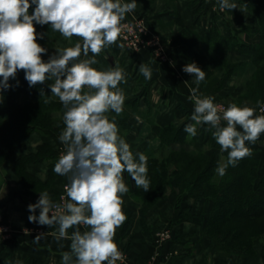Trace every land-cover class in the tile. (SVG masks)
Masks as SVG:
<instances>
[{
  "label": "clouds",
  "instance_id": "1",
  "mask_svg": "<svg viewBox=\"0 0 264 264\" xmlns=\"http://www.w3.org/2000/svg\"><path fill=\"white\" fill-rule=\"evenodd\" d=\"M136 8L137 0H0V103L3 92L12 87L9 79H15L18 70H23L29 87L54 80L49 85L51 96L58 97L64 108L65 127L58 137L64 150L53 172L67 177L66 197H61L62 204H56L45 190L39 193L36 203L27 206L31 213L29 222L50 229L56 227L51 234L58 242L71 241L70 251L61 253V264L122 261L124 254L114 238L127 220L123 195L129 188L123 173L130 175L137 188L150 191L148 157L143 152L133 153L131 145L119 135L116 122V116L124 110L125 94L119 85L127 83V73L118 62L108 70L92 67L99 63L96 57L106 48L117 45L124 49L123 43L117 44L122 29L127 27L121 22ZM219 9L233 10L237 5L219 0ZM34 22L50 25L71 46L56 47L55 54L44 61L42 54H47L48 49L37 39L48 33H38ZM73 37L79 38L74 45ZM182 71L193 76L196 84L190 88L188 97L194 102L190 117L194 123L185 124L183 131L195 137L198 125L209 126L205 131H211L221 151L228 153L227 162L216 169L223 176L229 165L235 167L239 160L252 154L246 142L255 144L264 133V114L256 115V108L235 102L225 108L214 103V96L199 95V85L205 80L206 72L196 62L187 63ZM139 73L146 80L152 78V69L146 64L139 65ZM41 96H45L43 91ZM256 104L264 113V104L259 100ZM110 112L116 116L110 119ZM222 121L226 126H221ZM81 225L89 230L81 232ZM70 228L75 229L71 235ZM3 231L0 228V234ZM24 231L28 233L27 229ZM46 234H38L33 242L38 244Z\"/></svg>",
  "mask_w": 264,
  "mask_h": 264
},
{
  "label": "crops",
  "instance_id": "2",
  "mask_svg": "<svg viewBox=\"0 0 264 264\" xmlns=\"http://www.w3.org/2000/svg\"><path fill=\"white\" fill-rule=\"evenodd\" d=\"M122 2H131V0H122ZM229 2L237 5L236 0H229ZM197 8V0H137L135 11L126 14L125 20L121 23L135 18L144 19L150 34H155L159 38L161 49L167 54L168 59L158 60L147 47L131 53L125 48L121 49L117 45H112L96 57L99 63L92 65L98 70H108L114 68L118 62L127 73V83H121L119 87L124 91L125 102L133 103L135 110L126 122L128 128L119 132V135L131 145L134 153L142 150L158 151L162 147L150 122L161 127L170 123L178 126L184 119V116L175 110L178 102L193 113L194 102L188 97L191 94L190 88L194 78L184 73L182 68L187 63L193 62L191 52L196 54L198 48L194 47L191 51L184 46L173 44L174 38L181 31V23L196 32L198 36L205 35L213 24L224 35H229L230 31L239 30L241 26H248L250 28L248 31L239 34L241 41L252 45L258 41L256 17L238 5L237 9L221 11L219 0H212L206 11H199L200 18L195 24ZM29 13L31 14L32 11ZM78 40L79 38L73 37L72 44L74 45ZM119 43L121 42L118 40L117 44ZM53 44L54 46L48 49L47 54H42L44 61L55 54L56 47L71 46L61 35ZM200 48L203 49L201 45ZM91 56L90 52L89 57ZM83 58L81 56V59ZM225 59L231 63L242 64L251 61L249 55L234 51H229ZM140 64H146L152 69L151 80H146L139 73ZM23 74V70H18L16 77ZM217 74L222 78L223 87L215 93L214 102L225 103L228 102L225 99L227 94L231 91L232 95H237L240 87L234 88L235 75L224 79V75ZM51 83H54V80L45 81L44 84H37L34 87L25 86V92L33 99L40 98L41 91L44 95H52L49 87ZM249 107L253 106L249 105ZM53 117L56 120L54 126L57 128L63 121V113H55ZM221 126H226V122L222 121ZM208 127V125H198L195 137H190L191 140L186 144L173 143L170 146L171 149L176 151L206 149L207 152L214 151L221 157L228 155L227 152L221 151L212 132L205 131ZM237 130L242 131L239 126ZM61 132L53 133L49 130L33 132L22 146L15 149L13 155L0 169L2 170L0 172V217L3 223L8 224L12 229L11 239H0V264H16V261H21L22 264H61V253L70 251V240L58 242L51 234L57 230L56 227L50 229L48 226L29 222L28 216L31 213L27 206L36 203L39 196L29 198L25 195V188L18 182L14 170L19 155L28 154L29 151L35 152L39 145L47 144L57 151V157L26 166L30 174L41 181L46 180L49 167L58 161L59 155L64 150L63 144L58 139ZM246 146L264 161V133L255 144L246 142ZM66 183H68L67 177L61 176L55 179L54 186L62 193ZM51 199L54 203L55 199ZM175 199V192L167 190L165 196L142 216L140 204L135 202L128 192L123 195V211L126 216L129 214L130 221L124 230L123 225L117 229L114 238L124 254V261L121 264H243L241 258L234 256L221 258L209 249L208 240L201 234L204 219L203 216L198 215L202 202L194 203L193 200H184L182 207L185 208L194 203L192 213L196 215L191 221H180V211L174 207ZM36 215H39V209L36 210ZM79 228L81 232L89 230L83 225ZM25 229L28 233H25ZM74 230L70 228L69 235ZM161 232H168L169 239H159L158 234ZM40 233L47 234L36 244L33 240ZM61 244L63 247H60Z\"/></svg>",
  "mask_w": 264,
  "mask_h": 264
},
{
  "label": "trees",
  "instance_id": "3",
  "mask_svg": "<svg viewBox=\"0 0 264 264\" xmlns=\"http://www.w3.org/2000/svg\"><path fill=\"white\" fill-rule=\"evenodd\" d=\"M236 3L257 19L256 44H247L240 39L239 34L248 31V26H241L239 30L224 35L213 24L205 35L198 36L183 23L173 44L191 51L194 47L198 48L196 54L191 52V58L206 72L205 80L199 85V95L216 96L215 93L223 87L222 78L217 73L224 75V79L235 75L234 88L240 87V92L232 95L230 91L225 98L228 102L225 103L247 104L258 109L256 102L259 100L264 103V0H236ZM197 7L195 24L200 18L199 11H206L208 4L197 1ZM34 8L35 5L29 11L33 12ZM34 25L38 33H48L43 39L38 38L37 42L51 49L61 34L53 32L50 25L41 26L35 22ZM229 51L247 54L251 61L231 63L225 59ZM24 77L25 74L9 80L12 87L3 92V102L0 103V169L33 132L49 130L59 133L65 127L63 121L59 127L54 126L56 120L53 115L64 112L58 97H28L25 86L29 84ZM195 87L193 83L192 88ZM134 110L133 103L125 102L121 115L108 113L110 119L116 116L119 132L128 128L126 122ZM175 110L184 116L178 126L170 123L161 127L150 122L162 147L158 151H139L148 157L150 191L138 189L130 175L123 173L130 197L140 204V212L144 216L165 196L167 190L174 191V207L180 211V221L193 220L196 215L192 213L193 204L202 202L198 215L204 219L201 234L208 240L209 249L221 258H241L243 264H264V161L252 151L250 156L239 160L235 167L229 165L226 174L221 176L216 169L227 162L228 155L221 157L206 149L172 150L171 144H186L191 140L183 128L185 124L194 123L190 120L192 113L180 102L176 104ZM56 152L49 145L42 144L35 152L29 151L18 156L14 170L27 197L37 198L40 192L46 190L55 202L59 199L61 191L56 190L54 181L61 176L53 172L55 163L49 167L48 178L44 181L26 169L29 164L55 159ZM184 200H193L194 203L184 208ZM128 216L123 230L129 224Z\"/></svg>",
  "mask_w": 264,
  "mask_h": 264
},
{
  "label": "built area",
  "instance_id": "4",
  "mask_svg": "<svg viewBox=\"0 0 264 264\" xmlns=\"http://www.w3.org/2000/svg\"><path fill=\"white\" fill-rule=\"evenodd\" d=\"M197 1L203 4H209L212 0H197ZM122 24L127 25V27L122 29V33L119 41L125 45L124 47L125 49H127L131 53H136L141 48L147 47L151 49V52L158 60L165 61L168 59L167 54H165V52H163V50L161 49V45H160L161 43L159 38L155 34L154 35L150 34L147 28V23L144 19L135 18V19L127 20ZM156 53H159V55H156ZM9 80H12V78H10ZM216 104L223 105L225 108L228 106V104L225 103H216ZM256 114L261 115L264 113H261L258 108ZM60 194L61 195L59 196V199L54 203L56 204L63 203L61 197H66V193L64 192V187H63V192ZM3 222H4L3 219L0 217V228L4 229L3 233L0 234V239L9 240L11 239L12 229L8 224ZM169 237L170 234L168 232H161L158 234V238L161 240L169 239ZM123 261L124 259L122 261H117V264H121V262Z\"/></svg>",
  "mask_w": 264,
  "mask_h": 264
},
{
  "label": "rangeland",
  "instance_id": "5",
  "mask_svg": "<svg viewBox=\"0 0 264 264\" xmlns=\"http://www.w3.org/2000/svg\"><path fill=\"white\" fill-rule=\"evenodd\" d=\"M0 79H2L1 77H0ZM13 80V79H12ZM217 103H221V102H217ZM257 108H259V107H257ZM257 110V109H256Z\"/></svg>",
  "mask_w": 264,
  "mask_h": 264
}]
</instances>
